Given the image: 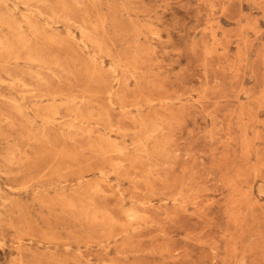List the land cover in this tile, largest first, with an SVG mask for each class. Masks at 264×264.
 <instances>
[{
	"label": "rangeland",
	"instance_id": "374dc122",
	"mask_svg": "<svg viewBox=\"0 0 264 264\" xmlns=\"http://www.w3.org/2000/svg\"><path fill=\"white\" fill-rule=\"evenodd\" d=\"M0 264H264V0H0Z\"/></svg>",
	"mask_w": 264,
	"mask_h": 264
}]
</instances>
